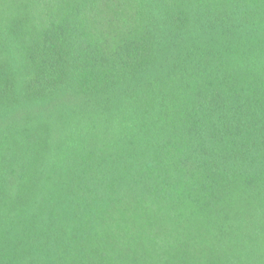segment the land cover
I'll list each match as a JSON object with an SVG mask.
<instances>
[{
	"label": "trees",
	"instance_id": "16d2710c",
	"mask_svg": "<svg viewBox=\"0 0 264 264\" xmlns=\"http://www.w3.org/2000/svg\"><path fill=\"white\" fill-rule=\"evenodd\" d=\"M0 264H264V0H0Z\"/></svg>",
	"mask_w": 264,
	"mask_h": 264
}]
</instances>
